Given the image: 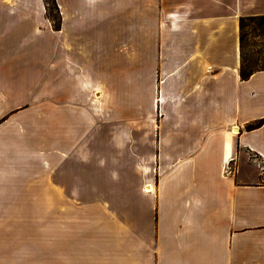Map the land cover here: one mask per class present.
<instances>
[{
	"label": "crops",
	"instance_id": "crops-1",
	"mask_svg": "<svg viewBox=\"0 0 264 264\" xmlns=\"http://www.w3.org/2000/svg\"><path fill=\"white\" fill-rule=\"evenodd\" d=\"M56 4L0 0V264H264V0Z\"/></svg>",
	"mask_w": 264,
	"mask_h": 264
},
{
	"label": "rangeland",
	"instance_id": "rangeland-1",
	"mask_svg": "<svg viewBox=\"0 0 264 264\" xmlns=\"http://www.w3.org/2000/svg\"><path fill=\"white\" fill-rule=\"evenodd\" d=\"M49 4H52L51 1H49ZM56 17V12L54 10H50ZM49 11V13H50ZM245 26L243 28L242 33L245 35V52L248 58L253 59L257 63L258 68H264V21H261L257 18L252 20L245 21ZM37 27L39 28V31L37 30ZM154 26L152 25V34ZM33 31L40 33L39 40L40 42L44 41L47 43V34L48 30L45 28V25H43V22L39 24L33 25ZM43 35L45 37H43ZM41 37V39H40ZM43 37V39H42ZM48 40L50 38L48 37ZM41 44H39V47ZM50 43H47L46 48H49ZM93 62V58H92ZM86 75V76H85ZM83 74L79 76V73L76 69L72 71L71 79L69 81V84L67 83L64 87H62V82L60 83V89H62L60 92H56L55 95L58 96L59 94H69L71 96V99H73V103H81L84 104L86 102V96L88 92H84L82 89V83L85 81L87 85H91L93 81V75L92 74ZM63 91V93H62ZM89 104V103H88ZM91 111V110H90ZM93 111V109H92ZM137 123V122H136ZM92 129V128H89ZM92 132V131H91ZM93 138H87L88 142L89 140ZM93 145V143H92ZM225 174V173H224Z\"/></svg>",
	"mask_w": 264,
	"mask_h": 264
},
{
	"label": "trees",
	"instance_id": "trees-1",
	"mask_svg": "<svg viewBox=\"0 0 264 264\" xmlns=\"http://www.w3.org/2000/svg\"><path fill=\"white\" fill-rule=\"evenodd\" d=\"M47 8V15L48 18L52 21L53 27L55 30L61 29V18L58 11V7L56 4V0H44ZM49 1H51L52 4H49ZM54 10L56 12V17L50 10ZM50 11V13H49ZM259 19L261 21H264V15L261 16H251V17H243L240 20V51H241V68H240V74L242 79H248L254 72L259 70H264V68H258L256 61H254L251 58H248L245 52V35L242 33L243 28L245 26V21L252 20V19ZM258 125V124H257ZM257 125L252 124L249 125L248 128L253 129Z\"/></svg>",
	"mask_w": 264,
	"mask_h": 264
},
{
	"label": "built area",
	"instance_id": "built-area-1",
	"mask_svg": "<svg viewBox=\"0 0 264 264\" xmlns=\"http://www.w3.org/2000/svg\"><path fill=\"white\" fill-rule=\"evenodd\" d=\"M233 172V167L231 165V161H227L224 166L225 175H230Z\"/></svg>",
	"mask_w": 264,
	"mask_h": 264
},
{
	"label": "bare ground",
	"instance_id": "bare-ground-1",
	"mask_svg": "<svg viewBox=\"0 0 264 264\" xmlns=\"http://www.w3.org/2000/svg\"><path fill=\"white\" fill-rule=\"evenodd\" d=\"M235 131H236V130H235ZM234 133H235V132H234ZM228 154H229V153H228ZM147 189L149 190L150 188L147 186ZM148 190H147V191H148Z\"/></svg>",
	"mask_w": 264,
	"mask_h": 264
}]
</instances>
